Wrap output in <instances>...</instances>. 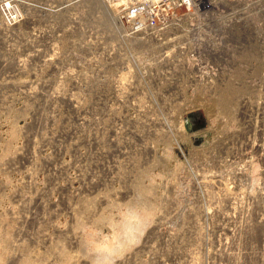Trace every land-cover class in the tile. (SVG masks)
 Masks as SVG:
<instances>
[{
  "label": "rangeland",
  "instance_id": "1",
  "mask_svg": "<svg viewBox=\"0 0 264 264\" xmlns=\"http://www.w3.org/2000/svg\"><path fill=\"white\" fill-rule=\"evenodd\" d=\"M30 31L0 17V264H256L259 249L264 257V76L245 94L247 78L230 80L207 107L214 121L223 117L225 154L193 150L213 135H188L206 125L203 109L184 115L176 139L133 145L125 120L91 108L62 64L46 60V35ZM194 112L202 125L193 126Z\"/></svg>",
  "mask_w": 264,
  "mask_h": 264
},
{
  "label": "built area",
  "instance_id": "2",
  "mask_svg": "<svg viewBox=\"0 0 264 264\" xmlns=\"http://www.w3.org/2000/svg\"><path fill=\"white\" fill-rule=\"evenodd\" d=\"M9 12L18 18L9 20ZM0 14L6 26L18 29L31 15L26 25L33 38L37 32L47 37L46 60L52 67L62 64L64 80L88 96L91 108L111 111L114 122L124 119L133 145L176 139L186 131L184 115L203 109L206 125L188 135H213L194 142L193 150L205 148L211 159L225 154L229 136L216 130L223 117L214 121L207 107L230 80L247 78L252 86L245 94L258 89L264 76L254 72L264 60V0H3ZM245 111L243 101L237 109L243 128ZM254 130L259 159L262 128ZM255 187L260 193V182ZM263 211L257 210L259 220ZM254 260L264 264L261 249Z\"/></svg>",
  "mask_w": 264,
  "mask_h": 264
},
{
  "label": "trees",
  "instance_id": "3",
  "mask_svg": "<svg viewBox=\"0 0 264 264\" xmlns=\"http://www.w3.org/2000/svg\"><path fill=\"white\" fill-rule=\"evenodd\" d=\"M190 115H192L193 117V120H192L193 126H200L203 124L204 118L200 112H194V113L189 114V116Z\"/></svg>",
  "mask_w": 264,
  "mask_h": 264
},
{
  "label": "bare ground",
  "instance_id": "4",
  "mask_svg": "<svg viewBox=\"0 0 264 264\" xmlns=\"http://www.w3.org/2000/svg\"><path fill=\"white\" fill-rule=\"evenodd\" d=\"M5 4H6V7H7V6H8V7L12 6V5H11L10 3H8V2H6ZM4 9H5V8H4ZM8 17H9V20H10V19H14V18H16V14H15V13H11V12H9ZM27 17L31 19V15H27ZM17 18H18V17H17ZM17 18H16V19H17ZM28 18H26V24H29V23H30V20H29ZM16 19H14V20H16Z\"/></svg>",
  "mask_w": 264,
  "mask_h": 264
}]
</instances>
